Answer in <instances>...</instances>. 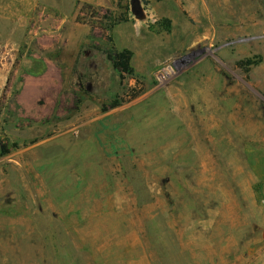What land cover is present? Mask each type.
<instances>
[{
  "label": "rangeland",
  "instance_id": "1",
  "mask_svg": "<svg viewBox=\"0 0 264 264\" xmlns=\"http://www.w3.org/2000/svg\"><path fill=\"white\" fill-rule=\"evenodd\" d=\"M120 1L0 0V264H264V0Z\"/></svg>",
  "mask_w": 264,
  "mask_h": 264
},
{
  "label": "trees",
  "instance_id": "2",
  "mask_svg": "<svg viewBox=\"0 0 264 264\" xmlns=\"http://www.w3.org/2000/svg\"><path fill=\"white\" fill-rule=\"evenodd\" d=\"M121 4L123 0L120 1ZM169 23V22H168ZM107 57L112 63L113 69L119 73L121 78H124V76H132L134 75V70L131 66V60H132V53L128 50H124L121 52H117L115 50H111L107 52ZM245 63H239V66L244 68ZM9 151L5 148H1V154L6 155Z\"/></svg>",
  "mask_w": 264,
  "mask_h": 264
}]
</instances>
